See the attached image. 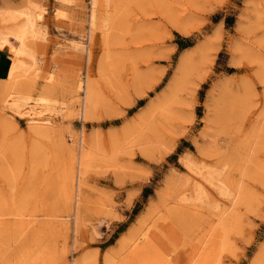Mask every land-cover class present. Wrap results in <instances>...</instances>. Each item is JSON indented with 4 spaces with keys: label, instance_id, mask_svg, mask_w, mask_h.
Returning <instances> with one entry per match:
<instances>
[{
    "label": "rangeland",
    "instance_id": "rangeland-1",
    "mask_svg": "<svg viewBox=\"0 0 264 264\" xmlns=\"http://www.w3.org/2000/svg\"><path fill=\"white\" fill-rule=\"evenodd\" d=\"M0 264H264V0H0Z\"/></svg>",
    "mask_w": 264,
    "mask_h": 264
},
{
    "label": "bare ground",
    "instance_id": "bare-ground-1",
    "mask_svg": "<svg viewBox=\"0 0 264 264\" xmlns=\"http://www.w3.org/2000/svg\"><path fill=\"white\" fill-rule=\"evenodd\" d=\"M42 15V14H41ZM41 15L39 14L38 17L36 18H31L30 19V22H31V25H32V29L33 31L35 30V25H34V22L37 20V19H40ZM35 19V20H34ZM93 21V20H92ZM27 29V28H26ZM21 30V29H20ZM21 32V31H20ZM22 33V32H21ZM35 33V32H34ZM25 35V34H24ZM38 35V34H37ZM36 37V36H35ZM15 39L16 41L18 42H22V37L20 35H15ZM5 43H8L9 44V41H6V40H3L1 41V45H6ZM13 51H14V54H15V57H17V55H19L20 53H22V51L20 50H17L15 49L13 46ZM16 61H13V65L11 67V70H10V73H9V77L7 80H5L7 83H6V87L8 88L9 85L11 84V82L14 80L15 78V74L17 75L18 72L17 70L19 69V67H21L22 64H20L18 62V59H14ZM238 65V64H237ZM17 72V73H16ZM20 73V72H19ZM17 81V80H16ZM15 82V81H14ZM15 85V84H14ZM9 89V88H8ZM90 94V93H89ZM40 104V103H39ZM37 105V106H36ZM36 105H33L32 107H30L28 109V111H26V115H28L30 118H29V126L30 128L34 129V130H41V129H44L45 126H47L48 124H50L53 120L50 118V117H47V116H50V115H47L45 116V112H43L42 110L38 109L39 105L38 103ZM40 107H41V104H40ZM19 108V107H17ZM159 108V107H158ZM19 111V109H18ZM14 113L16 112V109L13 111ZM56 112V111H55ZM45 113V114H44ZM18 114V113H17ZM16 114V115H17ZM25 114V113H24ZM19 115V114H18ZM53 125V124H52ZM50 128V127H48ZM84 159V158H83ZM82 159V160H83ZM67 192V191H66ZM69 193V192H68ZM65 194V193H64ZM66 195V194H65ZM67 197V196H66ZM71 197V196H70ZM21 217V216H20ZM42 260V259H41Z\"/></svg>",
    "mask_w": 264,
    "mask_h": 264
}]
</instances>
